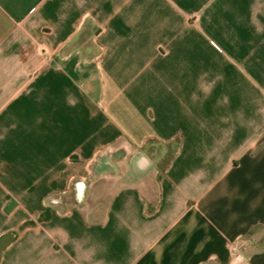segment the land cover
<instances>
[{"label":"crops","instance_id":"0c3cea01","mask_svg":"<svg viewBox=\"0 0 264 264\" xmlns=\"http://www.w3.org/2000/svg\"><path fill=\"white\" fill-rule=\"evenodd\" d=\"M263 237L264 0H0V264H264Z\"/></svg>","mask_w":264,"mask_h":264},{"label":"water","instance_id":"95a60500","mask_svg":"<svg viewBox=\"0 0 264 264\" xmlns=\"http://www.w3.org/2000/svg\"><path fill=\"white\" fill-rule=\"evenodd\" d=\"M152 162L150 161V163H149V166H148V169H152ZM259 249H261V248H263L264 247V237H263V240L259 243ZM235 264V263H234Z\"/></svg>","mask_w":264,"mask_h":264},{"label":"trees","instance_id":"16d2710c","mask_svg":"<svg viewBox=\"0 0 264 264\" xmlns=\"http://www.w3.org/2000/svg\"><path fill=\"white\" fill-rule=\"evenodd\" d=\"M11 239H12V237L9 238V240H11Z\"/></svg>","mask_w":264,"mask_h":264}]
</instances>
